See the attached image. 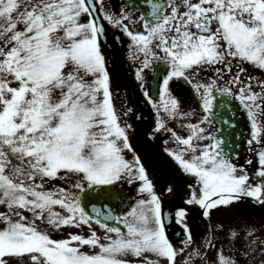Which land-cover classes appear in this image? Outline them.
<instances>
[{
	"label": "snow or ice",
	"instance_id": "snow-or-ice-1",
	"mask_svg": "<svg viewBox=\"0 0 264 264\" xmlns=\"http://www.w3.org/2000/svg\"><path fill=\"white\" fill-rule=\"evenodd\" d=\"M98 3L0 0V205L6 208L0 212V264H132L128 257L139 258L135 264H176L177 248L166 235L169 216L154 181L139 156L124 155L132 146L111 99L100 42L105 22L130 38L142 88L145 70L153 72L160 102L147 91L144 96L156 109V131L165 129L161 112L172 119L193 116L180 111L173 85L189 86L199 99L203 115L182 125L186 137L166 129L177 148L165 151L187 184L172 216L182 229L180 243H192L190 210L208 218L211 210L244 198L264 206V79L254 90V77L241 78L244 63L264 72V0H144L142 8L126 3L119 13ZM133 10L141 12L142 31L124 23L135 22ZM204 73H211L207 80L200 78ZM232 101L248 122L245 143L253 159L245 164L255 165L251 175L234 162L238 153L223 138L225 129L235 127ZM57 179L76 191L46 188ZM122 180L138 182L140 198L127 213H102L95 204L87 210L81 193L107 200ZM165 191L175 198L174 186ZM37 221L53 230L86 226L90 234L54 239ZM216 231L224 233L219 245L207 237L204 244L216 253L212 264H256L257 252L264 264V225L218 224Z\"/></svg>",
	"mask_w": 264,
	"mask_h": 264
},
{
	"label": "flooded vegetation",
	"instance_id": "flooded-vegetation-1",
	"mask_svg": "<svg viewBox=\"0 0 264 264\" xmlns=\"http://www.w3.org/2000/svg\"><path fill=\"white\" fill-rule=\"evenodd\" d=\"M137 4L136 6L138 8H142L144 5V0H136ZM162 2V0H161ZM193 2H195V0H193ZM126 3H134L133 0H101V3H98V8L102 7L105 10L108 11H114L115 13H119L120 9L122 7L125 6ZM175 3L179 4L180 0H175ZM181 11L183 10V8L181 7L180 9ZM141 15L140 11H136L133 10L131 13V17H132V21L133 22H129V21H124L125 24L128 25V27L130 28V30L137 32V31H142V22L140 20H138V17ZM86 17V16H85ZM87 19V17H86ZM85 19V20H86ZM108 32L114 36V41L116 42V40H118L119 38L122 39L123 42V49H124V53H125V57L127 62L130 64L131 68H132V74L133 77L136 81V83L138 84V88L140 91V94L143 95V98L145 100V102L148 103V106L151 107L152 109V114L154 116V121L151 125L150 130L148 131L146 138L151 139L152 141H156V140H160L161 141V145L164 149H169V144L171 142H174L171 135H170V140H169V144L167 145L166 142L168 141L166 139V137L164 136L166 134V129H169V126H173L176 127L177 130H183L186 134V136L188 135V131L186 128L182 127V125L192 122L195 123L200 117H202L203 112L202 109L199 108V99L197 97H195L194 93L191 92L190 87L189 86H182L180 89H177L175 87V85H173L171 91L173 92L174 95H176L179 100H180V111L181 112H192L193 116L188 118V119H183V118H176V119H172V118H168L166 117L163 112H161V116L165 121V129H161L159 131H156V109L153 108L152 104H150L148 102V98H146L144 96V92L147 91L149 93V96L151 97L152 101L154 103L159 104L160 102V98H159V93H158V87L156 86V84H154L153 82V72L150 70H145L146 71V76H145V81H144V87L142 88L140 85V82L136 80L135 78V71L138 67H140V63L139 61H134L130 58L129 56V44H130V38L127 37L120 29H116L113 28L111 26H108ZM117 43V42H116ZM142 58V57H141ZM244 69L245 72L241 74V78L242 80L246 81V78L248 76L254 77V81H253V85L255 84V82L258 80V76L257 73L260 72V70L256 67H254L251 64L248 63H244L241 65ZM238 69L235 68V66L233 67V74L237 71ZM211 75V73H204L201 75V79L202 80H207V77ZM220 83H224L223 80L220 81ZM155 89V92H153ZM116 96H117V107H118V114H125L126 117L129 116V114L131 112H134L136 110H140L142 109V106L136 104H130L127 101V98L125 96V91L124 88L116 85ZM131 121L129 120V130L128 133L132 132L133 128H131ZM215 127H217V124H215ZM208 131H214V128L212 126L209 125H204ZM172 139V140H171ZM204 143H206V141H204ZM173 145V144H172ZM177 146V145H176ZM171 149V148H170ZM132 153V151H131ZM125 154H128V152L125 150ZM133 154V153H132ZM134 156V154H133ZM251 156V158H250ZM248 159H253V155L248 151V146H246V150L244 152V154L242 156H239L236 158V160H234L235 163H237L238 165H244L250 175L251 173L254 171V164L253 165H246L245 161ZM122 182V186L124 188V190L127 191V193H129L130 191H128V189L125 186V182L124 180L121 181ZM170 187L168 184H161L159 186H154L155 191L157 193L158 196L161 197L162 203H166L168 198L170 196H172L171 193H168L167 191H165L166 188ZM130 197H131V201L133 199L132 194L129 193ZM189 209L192 208V206H187ZM129 208L126 207L125 210H128ZM199 210H190L188 212L187 215V221L188 224L190 226V228L192 227V223L190 222L191 219H195L198 216H201V219L196 223V227L200 226V230L198 232L191 233V236L193 235L194 239H196V235L202 233L205 231L208 232L210 230L213 231V225H214V217H218V216H223L226 221L225 226H229V225H234V226H239L243 223H257L259 225H264V206H261L259 203L252 201L250 198H244L241 201H239L238 203H236V205L234 207H230L228 209H223L221 208V210L217 211V210H211L210 212V217L206 218L203 217L202 215H198L197 212ZM127 213V212H126ZM262 239H264V235H262L261 237ZM184 245H180L179 246V251L177 252V255L179 253H181L180 249L183 248ZM226 255L228 254L227 251V247H226ZM257 256V260H256V264H260V254L259 252H257L256 254ZM241 264H243V261H241Z\"/></svg>",
	"mask_w": 264,
	"mask_h": 264
},
{
	"label": "water",
	"instance_id": "water-1",
	"mask_svg": "<svg viewBox=\"0 0 264 264\" xmlns=\"http://www.w3.org/2000/svg\"><path fill=\"white\" fill-rule=\"evenodd\" d=\"M105 26L107 31V25L105 24ZM100 42L106 57V68L110 74V85L119 84L125 86L130 103L133 105L139 104L143 107L142 110H136L132 115L134 133L129 135L132 150L136 156L140 157L141 162L144 164L146 170H148L150 178L155 184L161 185V183H168L176 188L175 198L172 197L169 201L170 203L163 205V211L169 216V219L165 220L166 235L170 242L177 248V244L180 243L183 236L182 229L173 223L172 212L174 207L180 204V197L184 194L182 190L184 184L183 173H181L172 160L164 154L160 145L158 146V144L151 143L145 138L148 129H150L153 117L151 116L149 106L143 102L141 95H139L138 87L133 81L129 65H126L122 43L120 46H117L108 32L106 37L101 38ZM230 107L232 111L229 115L234 119L235 127L230 131L225 129L223 138L225 141H230L231 151L240 155L244 152L246 147L245 141L248 137V122L238 102L232 101ZM219 110L218 108L217 111ZM217 124L220 127V124ZM227 150L228 149H226V151ZM235 157L237 156L234 155L233 159ZM81 196L82 202L87 205V210L89 212L91 211L92 204H95L97 208L101 209L102 213L111 211L114 216H122L121 210L129 201L127 193L123 191L120 182L116 185L113 197L107 200L95 199L91 197V194L85 196L81 193ZM113 223L115 224V221H113ZM119 226L123 230V225L121 224Z\"/></svg>",
	"mask_w": 264,
	"mask_h": 264
},
{
	"label": "rangeland",
	"instance_id": "rangeland-1",
	"mask_svg": "<svg viewBox=\"0 0 264 264\" xmlns=\"http://www.w3.org/2000/svg\"><path fill=\"white\" fill-rule=\"evenodd\" d=\"M252 76V75H251ZM258 76V80L264 79V72H259L257 73ZM254 90H255V84L253 85ZM110 94H111V99H112V103L114 106V109L119 117V122L121 124V126H127V132L129 130L128 126V118L126 117L125 114H118V107H117V96H116V88L112 89L110 88ZM169 129H172V126H169ZM174 131L177 132L178 135H180L181 137H186V134L183 130H177L176 127L173 126ZM170 135L171 133L169 131H166V134L164 135L166 137V139L168 140L166 142V144L168 145L169 140H170ZM172 140V139H171ZM208 141H206L207 143ZM173 144V145H172ZM177 144L175 142H171L169 144V149H176ZM124 155L125 158L128 160H132V157L129 156L128 154H125V150H124ZM251 158V156H250ZM125 182V186L128 189V191H130L129 193L132 194V201H131V206L135 203L136 199L140 198L137 195L136 192V188H137V183H134L133 185H129L126 180H124ZM72 183H74V179L72 181ZM57 187H65L68 188L72 191H76L75 189L72 188L71 183L68 181H64V180H54L52 182H50L48 185H46V188L49 190L55 189ZM130 208L127 210V212L130 210ZM56 210L57 211H61L62 210L59 208V206H56ZM0 212H6V208L3 205H0ZM25 215H29V213H25ZM225 218L223 216H218V217H214V225H218V224H226V221L224 220ZM37 224L39 226V228L43 231H47L52 238L54 239H60V238H67L69 233L72 234H82V235H88L90 234L89 229L86 226H82L81 228L77 229L75 227H65L62 230H53L52 228H50V226H48L46 223H40L39 221H37ZM213 225V226H214ZM0 226H2V224H0ZM93 229L97 232L98 235H103V230L99 229V227H97L95 224H93ZM224 233L223 232H217L216 228L214 229V232L212 230L208 231L205 233V231L200 234L195 240L192 239V243L190 246H186L184 245V251L179 253L176 256V264H212L214 256H215V251L213 249H205L204 248V244L206 242L205 238H210L212 239L214 244L219 245L220 237H223ZM85 250H89L87 249V246H84ZM192 253V255L190 256L189 254ZM206 253V254H205ZM225 253H226V246H225ZM224 253V254H225ZM127 259H129L132 264H135V262L139 259V258H134V257H128Z\"/></svg>",
	"mask_w": 264,
	"mask_h": 264
}]
</instances>
